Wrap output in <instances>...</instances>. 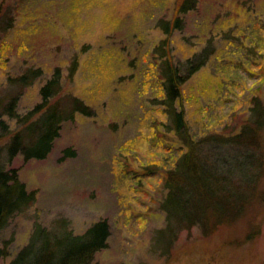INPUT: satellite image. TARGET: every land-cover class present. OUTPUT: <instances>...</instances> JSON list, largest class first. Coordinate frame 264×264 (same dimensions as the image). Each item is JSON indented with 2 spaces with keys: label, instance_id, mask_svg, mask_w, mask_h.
<instances>
[{
  "label": "rangeland",
  "instance_id": "374dc122",
  "mask_svg": "<svg viewBox=\"0 0 264 264\" xmlns=\"http://www.w3.org/2000/svg\"><path fill=\"white\" fill-rule=\"evenodd\" d=\"M185 1L0 0V99L16 93L10 77L41 68L19 99L17 113L25 115L59 68L62 87L52 102L76 96L93 109L62 122L46 158L19 153L4 161L37 200L2 230L9 254L0 264L28 244L37 221L82 234L101 220L110 235L93 264H264V200L211 237L184 230L169 250L155 239L166 225L165 173L180 146L161 102L163 59L210 48L183 86L181 106L197 136L238 131L255 97L264 101V0H189L182 10ZM5 118L12 131L23 127ZM7 141L0 138V148ZM259 190L264 198V178Z\"/></svg>",
  "mask_w": 264,
  "mask_h": 264
},
{
  "label": "trees",
  "instance_id": "16d2710c",
  "mask_svg": "<svg viewBox=\"0 0 264 264\" xmlns=\"http://www.w3.org/2000/svg\"><path fill=\"white\" fill-rule=\"evenodd\" d=\"M188 2L183 3L182 10L191 8L187 7ZM179 22L178 18L176 24ZM162 26L165 33H171L168 22ZM168 42L163 40L161 48L168 47ZM210 53L206 47L178 62L167 55L161 64V102L180 142L175 162L165 173L167 195L162 208L166 225L155 238L166 250L172 248L182 231L196 228L203 237H211L234 226L252 204L264 200L259 190L264 178V101L255 97L250 121L231 134L208 132L197 136L186 120L181 106L183 86L200 70ZM42 74L41 68L31 67L21 75L10 77L9 86L16 87V93H11L5 101L0 99V138H8L5 149L0 148V235L16 214L27 211L37 200V191L29 190L20 179L19 170L7 168L4 161L12 162L19 153L25 160L46 158L63 121L73 119L78 112L93 114L91 106L76 96L67 102L59 99L52 102L62 87L59 68L42 86V102L25 115L18 114L24 88ZM6 115L23 127L12 131ZM60 229H49L37 221L28 244L9 264H93L97 252L108 246L110 227L106 220L93 224L82 234L66 226ZM8 254L7 249L0 247V255Z\"/></svg>",
  "mask_w": 264,
  "mask_h": 264
}]
</instances>
